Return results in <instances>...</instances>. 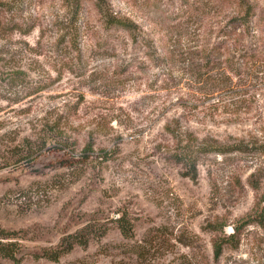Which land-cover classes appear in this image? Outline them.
<instances>
[{"label": "rangeland", "instance_id": "1", "mask_svg": "<svg viewBox=\"0 0 264 264\" xmlns=\"http://www.w3.org/2000/svg\"><path fill=\"white\" fill-rule=\"evenodd\" d=\"M247 2L244 29L236 0H0V225L28 251L0 264H264L256 223L212 246L264 193V0ZM207 137L252 148L202 153L193 177L182 148ZM95 221L105 235L34 255Z\"/></svg>", "mask_w": 264, "mask_h": 264}, {"label": "trees", "instance_id": "2", "mask_svg": "<svg viewBox=\"0 0 264 264\" xmlns=\"http://www.w3.org/2000/svg\"><path fill=\"white\" fill-rule=\"evenodd\" d=\"M239 11L234 19V27H247L250 18L251 7L247 0H236ZM109 22L116 27H120L132 32V23L121 18H111ZM245 29V28H244ZM241 37H239L240 39ZM237 68L244 64L243 61H238ZM14 78H18L15 76ZM197 140L198 138L195 137ZM259 150H264V143H260ZM250 145L244 141H235L231 143H221L215 137H207L198 140L197 143H186L182 148L183 160L191 168H194L193 177L197 176V163L199 155L206 152H219L226 153L231 151H247ZM252 148V147H251ZM250 148V149H251ZM259 187V186H258ZM257 187V188H258ZM258 224L264 226V193L257 201L252 212L247 213L233 225V231L227 233L223 228L218 229L216 226L211 225L212 230L215 231V236L212 239V246L216 258L220 257L223 253L225 246L229 245L237 248L242 240V235L245 228L251 224ZM118 225L121 232L131 237L133 234V227L128 220L121 217L118 220ZM21 229H7L0 225V258L10 259L13 262H20L23 257L28 253L27 247L24 245L23 240L25 235L21 233ZM108 232L105 223H87L80 229L67 233L64 235L60 242L52 248H42L40 251L34 252L36 257H45L48 259L57 260L63 254L70 252L76 245H87L93 237L103 236Z\"/></svg>", "mask_w": 264, "mask_h": 264}]
</instances>
